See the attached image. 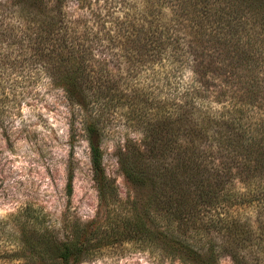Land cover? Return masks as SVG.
I'll list each match as a JSON object with an SVG mask.
<instances>
[{
	"label": "trees",
	"instance_id": "obj_1",
	"mask_svg": "<svg viewBox=\"0 0 264 264\" xmlns=\"http://www.w3.org/2000/svg\"><path fill=\"white\" fill-rule=\"evenodd\" d=\"M11 1L24 11L43 10L50 0ZM65 1L52 0L57 15L39 11L32 17L35 36L19 42L27 41L48 60H59L55 82L84 111L81 119L106 226H80L62 239L49 225L35 228L27 241L28 258L80 264L102 247L135 242L184 264H220L227 249L207 240L205 220L224 236L249 241L252 221L234 212L264 210V0H148L141 22L130 21L135 38L133 33L128 38L134 48L127 51L136 53L130 60L142 65L153 60L171 70L167 85L177 95L172 100L162 90L154 113L132 110L141 139L126 141L120 156V167L136 192L126 201L104 173L105 124L96 109L117 95L102 81L103 74L94 76L89 70L93 46L83 44L76 30L73 38L69 35ZM78 1L83 9L94 0ZM121 3L111 0L113 13ZM166 9L171 13L168 23L147 28L146 15L157 19ZM88 22L82 26L88 30L82 28L80 34L94 28ZM6 30L0 28V35L12 39ZM212 89L220 109L209 100ZM131 101L143 102L138 96ZM73 185L70 167L69 197ZM231 255L239 260L237 253Z\"/></svg>",
	"mask_w": 264,
	"mask_h": 264
},
{
	"label": "rangeland",
	"instance_id": "obj_2",
	"mask_svg": "<svg viewBox=\"0 0 264 264\" xmlns=\"http://www.w3.org/2000/svg\"><path fill=\"white\" fill-rule=\"evenodd\" d=\"M77 1L66 0L62 10L68 16L69 35L73 38L76 30L83 44L93 46L89 70L94 76L103 74L102 81L117 95L111 104L105 107L98 104L96 109L105 124L104 173L116 183L120 199L126 201L136 196V192L120 167V156L126 141L141 139L132 110L138 107V112L154 113L162 90L172 100L177 93L167 85L171 70L153 60L144 65L135 62V58L130 60L131 54L136 53L127 51L134 48L128 38L133 33L130 21L141 22L145 15L142 11H148L150 6L148 0H124L121 10L117 5L116 13L111 0H94L83 9ZM0 3L3 5L0 28L7 29L13 39L5 40L0 35V264H57L28 258L27 241L32 238L33 229L49 225L62 239L84 225L104 229L107 214L101 205L91 164L81 119L84 111L55 82L60 74L59 60H48L28 46L27 41L19 42L20 37L35 36L37 26L32 17L39 11L58 14L56 2L50 0L43 10L27 7L24 11L17 9L11 0ZM170 15L167 9L163 15L157 13V19L146 15L145 24L147 28L167 24ZM85 21L94 24L93 29L85 32L86 37L85 33L80 34ZM86 29L85 26L83 30ZM130 37L134 39L135 33ZM189 75L187 72V79ZM214 94L216 90L212 89L209 100L214 109H220ZM137 96L143 102L136 105L131 99ZM70 167L74 172L71 197L67 195ZM234 216L252 221L249 241L224 236L205 220L207 240L227 249L221 253L220 264H264V210L247 208L235 211ZM231 253H237L239 260ZM80 264L184 263L153 246L146 248L133 242L102 247Z\"/></svg>",
	"mask_w": 264,
	"mask_h": 264
}]
</instances>
